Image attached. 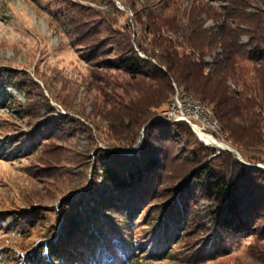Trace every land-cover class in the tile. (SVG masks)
Masks as SVG:
<instances>
[{
    "label": "rangeland",
    "instance_id": "374dc122",
    "mask_svg": "<svg viewBox=\"0 0 264 264\" xmlns=\"http://www.w3.org/2000/svg\"><path fill=\"white\" fill-rule=\"evenodd\" d=\"M163 1L0 0V264L25 261L26 253L41 245L48 246L43 248L48 256L50 244L60 252L54 264H74L79 258L81 264H106L100 261L105 258L108 264H264V218L256 220L250 234L228 237L210 220L211 204L199 184L181 190L192 166L188 159L198 144L217 155L229 152L197 136L238 151L220 131L212 106L201 111L219 145L194 123L184 122L196 134L173 130L168 139L162 129L153 128L155 147L165 152L158 175L150 174L139 190L118 193L97 182L98 189L86 196L93 177L97 181L96 148L108 150L104 142L112 138L110 127L117 133L121 127L115 104L127 106L137 83L131 86L124 72L105 68L104 60L117 57L116 42L125 36L142 59H149L138 43L147 48L152 36L140 22L158 6L169 5L156 15L172 17L173 22L182 18L187 23L193 16L191 0ZM201 1L213 11L214 17H202L203 28L210 29L223 24L232 2L239 0ZM247 2L264 9V0ZM253 11L249 5L244 10ZM248 40L247 34L242 36L243 43ZM215 56L216 51L205 61L212 63ZM230 86L234 89L233 82ZM174 88L169 103L182 94L177 85ZM164 111L155 121L171 122L162 119ZM145 134L140 133L133 149L116 152L140 156ZM253 149L263 158L257 165L264 166V136ZM87 155L92 163H87ZM79 199L83 203L74 204L70 214L88 204L91 215L66 239V209Z\"/></svg>",
    "mask_w": 264,
    "mask_h": 264
},
{
    "label": "trees",
    "instance_id": "16d2710c",
    "mask_svg": "<svg viewBox=\"0 0 264 264\" xmlns=\"http://www.w3.org/2000/svg\"><path fill=\"white\" fill-rule=\"evenodd\" d=\"M191 1L194 17L189 16L187 23L182 18L173 22L172 17L164 19V16L156 15L167 9V4L158 6L156 12L146 15V22H140L149 37L152 36L147 48L144 42L138 43L139 49L147 53L149 59H142L131 39L125 36L116 42L117 57L104 60L105 68L124 72L129 76L131 86L134 85L132 81L137 83L127 106L115 104V108L121 111L122 118L118 122L121 127L117 133L116 127L109 126L112 138L104 142L108 150L96 148L93 173H97V181L93 177L88 193L83 195L95 192L99 187L97 182L113 193L126 188L139 190L150 174L158 175L163 163L161 156L165 152L155 147L151 129H162V136L166 139L172 136L173 130L179 131V135L194 132L190 125L183 122L155 121L157 113L166 111L169 106L175 92L174 85L196 102L213 107L222 132L228 135L247 164L263 162L262 156L253 148L261 143L264 136V9L250 5L247 0L233 1L223 24L204 29L202 17H214L213 11L201 0ZM163 2L167 3V0ZM247 4L253 7L252 13L244 12ZM183 18L186 19V15ZM245 34L249 40L243 43L242 36ZM215 51L213 62H206L205 57ZM230 82H233L234 89ZM142 131L146 133V138L139 150L140 156L116 152L133 149ZM197 137L206 145H211L205 138ZM86 160L92 163L88 155ZM188 161L192 166L187 178L183 179L181 190H188L194 182L199 184L200 193L211 204L210 220L221 234L224 232L231 238L250 234L256 220L264 218V171L248 169L230 152L217 155L214 149L199 144L192 150V158ZM87 163L85 161L84 164ZM183 176L182 173L180 179ZM79 181L82 183L83 179ZM81 200L69 202L70 206L66 209L63 225L66 239L71 238L91 215L92 208L88 204L87 208L80 210L82 213L78 210L70 214L74 204L83 203L79 204ZM88 224V230L92 229L93 225ZM40 247L34 252L27 250V259L20 260L18 264H54V257L55 261L60 260L57 247L50 244L48 256L43 249L48 246ZM107 260L100 259L108 264ZM79 262L82 263L80 258L73 263Z\"/></svg>",
    "mask_w": 264,
    "mask_h": 264
},
{
    "label": "built area",
    "instance_id": "2783aa9c",
    "mask_svg": "<svg viewBox=\"0 0 264 264\" xmlns=\"http://www.w3.org/2000/svg\"><path fill=\"white\" fill-rule=\"evenodd\" d=\"M179 94V93H178ZM189 113H201V120H189ZM203 114L205 112L197 111L193 103H177L174 105H169L166 107V112H162V117L165 118H182L185 119L188 123H194L200 128V131L205 135L213 137L218 140L216 137L210 135V123L203 122ZM219 141V140H218Z\"/></svg>",
    "mask_w": 264,
    "mask_h": 264
},
{
    "label": "bare ground",
    "instance_id": "6f19581e",
    "mask_svg": "<svg viewBox=\"0 0 264 264\" xmlns=\"http://www.w3.org/2000/svg\"><path fill=\"white\" fill-rule=\"evenodd\" d=\"M187 103V102H190V103H193L194 104V106L196 107V110L197 111H201V108H212L211 106H206V105H204V104H201V103H198V102H196V101H194V99H192L190 96H187L186 94H179L175 99H173L171 102H170V104L169 105H174V104H177V103ZM197 108H199V109H197ZM208 110H210V109H208ZM202 112V111H201ZM201 113H189V120H201L200 118H201V115H200ZM206 114V113H205ZM167 119H169L171 122H175V123H180V122H186V120L185 119H182V118H167ZM167 121V120H166ZM203 121L205 122H209V120L208 119H205L204 117H203ZM214 122V121H213ZM212 122V123H213ZM217 124V123H216ZM216 124L213 126V128H217V130L219 129L217 126H216ZM195 126V125H194ZM212 127V126H211ZM211 130V129H210ZM220 131H222V130H220ZM219 132V131H218ZM198 133V132H197ZM213 133H215V132H213ZM202 134H204L203 132H202ZM219 134V133H218ZM205 135V134H204ZM207 136V135H206ZM215 136V135H214ZM227 136V135H226ZM210 137V136H209ZM209 137H207V138H209ZM202 138H204V137H202ZM211 138V140H213L217 145H219V141L218 140H216V139H214L213 137H210ZM209 138V139H210ZM217 138V137H216ZM223 138V137H222ZM228 138V137H227ZM225 141V140H224ZM208 142V141H207ZM224 144V143H223ZM212 145V144H211ZM221 145H219V147H220ZM227 147H229V146H223L222 147V150H225V151H227L228 149H227Z\"/></svg>",
    "mask_w": 264,
    "mask_h": 264
},
{
    "label": "water",
    "instance_id": "95a60500",
    "mask_svg": "<svg viewBox=\"0 0 264 264\" xmlns=\"http://www.w3.org/2000/svg\"><path fill=\"white\" fill-rule=\"evenodd\" d=\"M147 127V126H146ZM221 142V141H220ZM217 148V147H216ZM219 149V148H218ZM227 151H229V152H231V153H233L236 157H237V159L240 161V162H242L248 169H260V170H264V166H262V165H251V164H247L244 160H243V158H242V156H241V154L238 152V151H236V150H234L233 149V147H231L230 145H229V147H227ZM137 149H134L133 151H130V155L131 154H133V152H135ZM221 152L222 151H225V150H222V149H219Z\"/></svg>",
    "mask_w": 264,
    "mask_h": 264
}]
</instances>
